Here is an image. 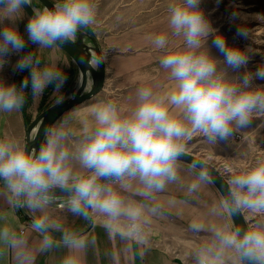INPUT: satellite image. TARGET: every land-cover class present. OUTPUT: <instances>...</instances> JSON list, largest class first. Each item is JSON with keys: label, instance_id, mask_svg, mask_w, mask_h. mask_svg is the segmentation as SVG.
<instances>
[{"label": "clouds", "instance_id": "obj_1", "mask_svg": "<svg viewBox=\"0 0 264 264\" xmlns=\"http://www.w3.org/2000/svg\"><path fill=\"white\" fill-rule=\"evenodd\" d=\"M221 2L215 0L216 6ZM205 5L206 0H173L167 30L148 37L164 53L159 63L168 72L169 88H138L132 107L107 99L88 106L84 115L79 109L69 112L45 129L38 150L14 135L0 138L3 194L13 207L33 214L28 232L0 228V245L11 252L14 264H36L38 254L58 248L49 236L53 232L62 235L68 249L61 264H81V255L95 246V237L66 229L54 215L58 199L72 215L99 222L110 237L135 243L143 253L152 246L155 218L214 183L199 160L189 166L195 178L186 185L182 180V161L193 138L227 142L264 118V84L256 83L264 81V62L250 68L254 49L229 43ZM26 7L32 14L21 31L18 21ZM97 13L98 0H56L43 9L33 0H0V73L7 68L25 73L19 84L0 79V112L20 111L28 91L37 98L49 87L62 102L66 74L55 63L42 66L29 47L52 49L75 41L97 23ZM240 19L239 13L230 14L234 36L249 41ZM101 62L103 57L93 61L94 66ZM169 185L184 188L186 199L161 200ZM225 189L204 216L189 224L193 234L209 233L191 250L192 264H264V159L229 175ZM235 215L255 218V223L234 226L229 218ZM30 232L42 236L36 245Z\"/></svg>", "mask_w": 264, "mask_h": 264}, {"label": "crops", "instance_id": "obj_2", "mask_svg": "<svg viewBox=\"0 0 264 264\" xmlns=\"http://www.w3.org/2000/svg\"><path fill=\"white\" fill-rule=\"evenodd\" d=\"M172 2L98 0L97 23L85 30L97 36L104 51L106 59L104 87L92 98L64 112L54 125L65 114L74 110L79 109L84 115V110L88 106L101 100L113 99L132 107L136 103L137 89L142 86L159 85L165 89L170 87L168 72L161 68L159 63L164 53L156 50L148 37L167 30L168 7ZM144 11H147L145 16L147 18L142 17ZM64 68L74 76V84L77 83L79 70L71 58ZM11 73H14L11 68L5 69L0 73V79L11 83ZM34 117L35 115H26L22 110L13 113L0 112V138L6 134L14 135L25 143L28 124ZM182 165L183 181L184 175L195 177V172L186 167L187 165ZM3 193L4 189L0 182V228L10 227L28 232L32 223L26 219L20 208H15L9 203ZM159 195L161 200L168 197H174L177 201L186 199L185 190L178 189V185H169L168 189ZM60 202L61 200H58L59 204L53 206V211L54 215L62 220L64 227L70 231L83 229L88 222L72 215L64 207V203ZM188 205L190 206L189 202L178 204L176 208L169 210L166 216L155 218L152 246L143 253L140 246L110 237L99 222H93L84 235L89 238L95 237L96 243L81 255V264H192L190 250L193 233L189 231V224L193 214L185 209ZM53 233L62 236L58 232ZM200 234L196 238L199 244ZM50 238L60 246L49 253L38 254L36 264H61L64 256L68 254V249L62 246V240ZM206 238L207 236L203 241ZM29 239L30 243L36 245L42 236L39 232H30ZM0 264H14L11 252L4 245H0Z\"/></svg>", "mask_w": 264, "mask_h": 264}, {"label": "rangeland", "instance_id": "obj_3", "mask_svg": "<svg viewBox=\"0 0 264 264\" xmlns=\"http://www.w3.org/2000/svg\"><path fill=\"white\" fill-rule=\"evenodd\" d=\"M205 6L207 11L211 14L210 19L214 26L225 34L229 43L236 40L240 46L248 43L254 49L256 56L249 65L250 68L254 70L256 64L264 62V0H222L219 7L216 6L215 0H206ZM233 12L240 14L241 19L238 22L248 29L250 33L249 41L234 36L236 25L235 23L230 22V14ZM24 13V18L18 21L21 31H23L24 24L27 23V18L29 17L25 11ZM145 16H147V11H144L142 14V17ZM29 50L35 52V54L41 59L42 66L55 63V66L66 74L67 81L60 93L63 97L74 88L76 84H74L75 78L68 72L67 68H64L68 64V61H70V57L63 49L58 46H55L52 49H37L35 46L30 45ZM213 53L215 54V49H213ZM13 60H15V57ZM24 75L25 73H11V82L19 84ZM256 83L264 84V81H256ZM57 95L58 94L52 87L46 89L44 93L37 98H33L30 91H28L27 102L21 110L28 116H36L48 105L54 103ZM189 150L198 155L204 156L212 164L218 167L227 179L229 175L250 168L257 160L264 159V118L255 119L249 128L238 131L227 142L209 144L203 137H194L189 144ZM183 178L186 185L195 177L184 175ZM178 189L185 190L179 185ZM219 198L220 194L212 183L205 186L195 198H188L191 207L188 205L185 209L193 214L190 219L193 220L204 216L209 207L214 202L218 201ZM248 221L250 225H252L255 223V218H249ZM229 222H231L230 218ZM199 234L192 235L193 240L191 250L199 245V242L196 241ZM208 235L209 233L207 232H201L200 243H202L204 237Z\"/></svg>", "mask_w": 264, "mask_h": 264}, {"label": "water", "instance_id": "obj_4", "mask_svg": "<svg viewBox=\"0 0 264 264\" xmlns=\"http://www.w3.org/2000/svg\"><path fill=\"white\" fill-rule=\"evenodd\" d=\"M54 0H33V6L43 9L44 7L52 8ZM28 16H31L32 10L30 7H26L24 10ZM59 46L63 49L69 57L73 60L79 70V78L74 88L63 97L62 102L56 101L48 105L45 109L40 111L28 124L26 130L25 145L28 149H39L45 140V129L51 128L58 118L69 109L83 103L84 101L92 98L98 94L104 87L106 79V59L104 51L97 36L89 32L88 30H82L77 34L75 41ZM96 57H103V62L98 66H94V59ZM33 134L35 136L33 137ZM201 161L205 163L214 179L212 185L216 188L221 195L226 189V177L224 174L207 160L204 156L198 155L193 151H188V155L184 156L182 164L187 166L192 165L195 161ZM62 193L57 191V195ZM60 204H63V199ZM57 200V201H58ZM56 204H59L56 202ZM23 215L28 221L33 222V214H31L25 208H20ZM231 223L234 226H240L244 228L250 227L248 219L243 216L235 215L230 218ZM93 222H88L87 225L79 230L81 234H85L92 226ZM50 237L63 240L62 236L49 233Z\"/></svg>", "mask_w": 264, "mask_h": 264}]
</instances>
